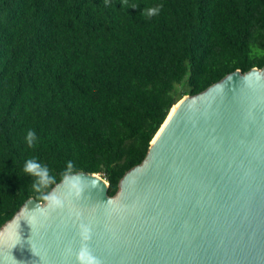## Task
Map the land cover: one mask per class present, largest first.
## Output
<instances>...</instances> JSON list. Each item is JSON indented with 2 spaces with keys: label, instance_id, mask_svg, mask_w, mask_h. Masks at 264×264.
<instances>
[{
  "label": "trees",
  "instance_id": "16d2710c",
  "mask_svg": "<svg viewBox=\"0 0 264 264\" xmlns=\"http://www.w3.org/2000/svg\"><path fill=\"white\" fill-rule=\"evenodd\" d=\"M263 66L264 0H0V227L38 198L27 159L113 196L179 100Z\"/></svg>",
  "mask_w": 264,
  "mask_h": 264
},
{
  "label": "water",
  "instance_id": "95a60500",
  "mask_svg": "<svg viewBox=\"0 0 264 264\" xmlns=\"http://www.w3.org/2000/svg\"><path fill=\"white\" fill-rule=\"evenodd\" d=\"M174 106L113 196L99 174L77 172L95 186L63 211L27 199L0 227V264H76L74 211L102 264H264V66ZM52 189L63 195L60 181Z\"/></svg>",
  "mask_w": 264,
  "mask_h": 264
},
{
  "label": "clouds",
  "instance_id": "9594fccd",
  "mask_svg": "<svg viewBox=\"0 0 264 264\" xmlns=\"http://www.w3.org/2000/svg\"><path fill=\"white\" fill-rule=\"evenodd\" d=\"M162 7L163 5H157L147 8L143 10V14L150 19L158 15ZM36 140V132L34 130H28L25 136L27 146L29 148L34 147ZM74 167L73 162L68 161L66 169L61 173L60 183L64 190L61 196L57 195L56 191L52 189V185H55L57 181L55 176L50 174L47 165L42 164L35 157L25 161L23 172L33 178L32 189L38 194L37 201L39 202L42 200L44 202L43 205L38 203L36 211H39L43 215H47L51 212L63 211L66 202L70 203L72 201L81 200L84 197L83 193L88 189L89 185L95 186L94 182L90 179L75 174ZM73 215L75 217L74 223H76L78 229L77 235L80 241V246L74 253L76 264H102L100 258L93 254L89 246V242L92 239L91 224L83 221L81 212L74 211ZM64 254L65 256H72V247L67 246L64 250ZM40 259L42 260L43 258L40 257Z\"/></svg>",
  "mask_w": 264,
  "mask_h": 264
},
{
  "label": "bare ground",
  "instance_id": "6f19581e",
  "mask_svg": "<svg viewBox=\"0 0 264 264\" xmlns=\"http://www.w3.org/2000/svg\"><path fill=\"white\" fill-rule=\"evenodd\" d=\"M175 106L170 110L169 115L173 112Z\"/></svg>",
  "mask_w": 264,
  "mask_h": 264
}]
</instances>
